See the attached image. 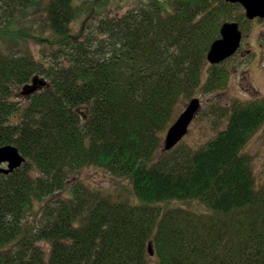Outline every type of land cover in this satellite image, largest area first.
<instances>
[{
	"label": "trees",
	"instance_id": "1",
	"mask_svg": "<svg viewBox=\"0 0 264 264\" xmlns=\"http://www.w3.org/2000/svg\"><path fill=\"white\" fill-rule=\"evenodd\" d=\"M110 1L0 0V146L25 158L0 174V264H147L148 244L158 264H264V181L242 153L264 102L212 105L226 122L213 138L163 152L181 108L225 88L206 54L222 23L246 29L241 6L140 0L112 16ZM34 78L46 86L15 100ZM88 167L128 180L135 202L91 189Z\"/></svg>",
	"mask_w": 264,
	"mask_h": 264
},
{
	"label": "rangeland",
	"instance_id": "2",
	"mask_svg": "<svg viewBox=\"0 0 264 264\" xmlns=\"http://www.w3.org/2000/svg\"><path fill=\"white\" fill-rule=\"evenodd\" d=\"M82 1L84 0H75L77 4H80ZM139 2L140 0H112L109 2L106 11L112 16L121 15L128 9L134 8ZM30 14H33V10L30 11ZM241 14H244L243 8L238 11L237 17ZM76 22L79 25L83 20L77 19ZM233 22H236L234 18ZM77 25L73 24V32L78 29ZM239 28L242 32L239 49L232 57L220 63L228 72V80L225 88L212 94L193 97L199 98L201 101V109L189 126L187 134L179 144L197 148L207 140L213 138L226 125L224 119L220 125L214 120L216 117L213 115L208 116V109L212 105L222 107L232 100L240 102L262 100L264 102V19L248 21L245 30L241 26ZM32 29L38 32L34 27ZM25 41L33 54L38 56L40 46L31 39H25ZM207 64L210 65L209 63ZM20 97L19 91L13 94V98L17 101L20 100ZM186 104L181 108V111ZM201 111L207 113L204 118L200 116ZM179 113L177 114L179 115ZM177 114L176 118L178 116ZM210 118H213V120ZM242 153L249 157L255 183L259 186L264 181V124L249 139L242 149ZM78 176L91 189L100 190L103 194L110 195L113 199L124 200L130 203L135 202L131 185L126 179L113 177L97 167L85 168L79 172ZM158 205L164 209L175 207L191 210L196 209L197 212L200 210L191 202L170 201ZM42 245L43 248H47L48 246L46 243ZM147 264H158L157 259L153 255L149 256Z\"/></svg>",
	"mask_w": 264,
	"mask_h": 264
},
{
	"label": "water",
	"instance_id": "3",
	"mask_svg": "<svg viewBox=\"0 0 264 264\" xmlns=\"http://www.w3.org/2000/svg\"><path fill=\"white\" fill-rule=\"evenodd\" d=\"M230 4H239L244 8L247 20L264 19V0H225ZM242 32L236 22H224L219 29V38L215 39L206 54V61L210 65H218L232 57L240 47ZM44 79L34 78L31 83L24 86L20 92L22 96L30 95L46 86ZM201 109L199 98L190 99L177 118L167 128L163 138V152L176 147L188 132L189 126ZM25 158L17 147L12 144L0 146V174H9L20 168ZM149 255L153 252L148 244Z\"/></svg>",
	"mask_w": 264,
	"mask_h": 264
}]
</instances>
